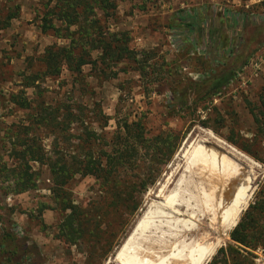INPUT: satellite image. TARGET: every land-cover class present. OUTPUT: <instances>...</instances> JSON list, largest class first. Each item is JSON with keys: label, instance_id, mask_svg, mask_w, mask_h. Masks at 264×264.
<instances>
[{"label": "trees", "instance_id": "trees-1", "mask_svg": "<svg viewBox=\"0 0 264 264\" xmlns=\"http://www.w3.org/2000/svg\"><path fill=\"white\" fill-rule=\"evenodd\" d=\"M132 1L47 0L38 18V28L56 42L47 46L35 62L31 58L26 60L22 90L8 96L11 106L24 113L25 121L0 126V184L12 182V188L5 190L7 194L28 193L36 189L39 177L33 165L45 167L51 183V200L62 215L57 238L68 246L85 247L90 264H101L105 259L101 245L105 237L114 235L112 223L119 224L127 213L136 211L139 189L155 183L154 167L172 159L180 139L172 132L147 137L140 118L117 122L115 132L106 138L91 128L83 105L73 98L47 103L42 84L66 71L84 89L85 68L107 82L125 71L121 67L128 66L145 94L152 87L169 92V115L189 117L194 123L200 109L207 113V121L200 123L208 127L213 114L219 117L218 123H225L213 105L214 99L225 92L264 47V10L259 16H255L253 8L235 10L210 4L179 10L168 28L173 48L182 55L181 59L199 53L196 59L203 68L196 79L181 76L156 49H133L130 34L115 26L118 4ZM137 1L143 11L147 4L170 0ZM17 17L18 12L8 14L0 21V30L7 29ZM252 26L259 29L258 39L249 38ZM35 63L38 65L34 67ZM26 90L33 91V98L26 96ZM248 111L253 136L248 140L251 143L239 148L252 155L250 145L264 144V88L258 94L257 104L249 105ZM106 125L105 121L102 130ZM44 140L50 141L49 150ZM231 143L237 145L234 140ZM261 162L264 164V160ZM76 177L95 179L101 193L96 202L82 208L74 204L70 186ZM6 238L13 240L9 235ZM230 241L244 252L264 250V182L231 231ZM105 244L107 252L111 244ZM8 247L0 244V264H20L29 259L26 252L16 257Z\"/></svg>", "mask_w": 264, "mask_h": 264}, {"label": "rangeland", "instance_id": "rangeland-1", "mask_svg": "<svg viewBox=\"0 0 264 264\" xmlns=\"http://www.w3.org/2000/svg\"><path fill=\"white\" fill-rule=\"evenodd\" d=\"M46 1L0 0V21L10 13L18 12V17L11 21L10 26L0 30V126L3 124L6 127L25 121L24 113L11 106L8 96L22 90L20 84L22 74L26 72V60L31 58L35 62L47 46L56 42L50 35L41 34L38 28V18ZM139 4L137 0L119 3L115 26L130 34L133 49H156L166 62L171 63L173 71L192 79H196V76L203 72L200 62L196 59L200 48L196 49L197 56L184 59H181L182 55L173 48V39L168 28L177 11L198 8L205 4L235 10L253 8L255 16H259L264 10V0H170L147 4L143 11L138 8ZM255 6H259L258 9H255ZM249 32V38L258 39L261 35L256 26H252ZM36 65L38 63H35L34 67ZM121 68L125 71L118 72L117 77L107 82L97 79L89 67L85 68L83 76L86 84L82 85L84 89L75 83L74 78L66 71H63L59 78L46 80L42 84L47 103L68 102V98H73L83 105L87 123L91 128L106 138H110L115 132L117 122L122 124L125 118H140L147 137L172 132L180 139L172 159L165 165L154 167L155 183L139 189L141 194L136 211L131 215L127 213L119 224L112 223L110 219L114 235L105 237V242L101 245L104 246L101 252L106 255L101 264H119L114 261L116 253L146 211L147 202L174 168L180 150L190 140L199 137L203 139V135L211 133L247 158L237 159L236 165L233 166L234 172L253 182L235 212L238 217L236 225L264 182V164L261 162L264 160V144L250 145L248 149L252 155L239 148L246 145L253 136V124L248 109L249 105L257 104L258 94L264 88V47L252 57L249 65L225 92L214 99L213 105L225 123H218L219 117L213 114L208 127L200 123L207 121V113L200 109L194 116V123L189 117L169 115L166 110L169 92L165 88L152 87L151 91L145 94L132 69L128 66ZM25 93L28 98H33L32 90H26ZM93 104H97L99 110ZM105 121L107 125L102 130ZM231 140L237 145H233ZM210 142L213 146L218 145L214 140ZM43 144L46 150H49L50 141L44 140ZM223 151L228 152L225 146ZM33 167L39 173L35 190L21 195L7 194L5 190L12 188V182L0 184V244L9 246L8 249L15 252L16 257L26 252L29 259L21 261L20 264H90L84 253L85 247L68 246L57 238V227L62 215L51 200L49 173L45 167ZM95 183V179L89 177H76L72 181L70 190L76 206L86 207L98 200L101 193ZM236 225L227 232V238L207 264H264V250L244 252L230 241V233ZM6 235L13 240L6 238ZM107 242L111 244V249L105 252L108 248L105 244ZM1 261L3 262L2 259L0 263Z\"/></svg>", "mask_w": 264, "mask_h": 264}, {"label": "bare ground", "instance_id": "bare-ground-1", "mask_svg": "<svg viewBox=\"0 0 264 264\" xmlns=\"http://www.w3.org/2000/svg\"><path fill=\"white\" fill-rule=\"evenodd\" d=\"M203 136L180 150L174 168L147 202L114 261L207 264L227 238L238 220L235 212L253 182L234 172L241 153L211 133ZM211 140L218 145H211Z\"/></svg>", "mask_w": 264, "mask_h": 264}]
</instances>
